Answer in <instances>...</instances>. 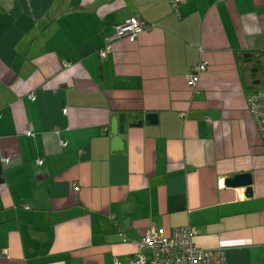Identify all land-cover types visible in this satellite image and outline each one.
<instances>
[{
  "label": "crops",
  "instance_id": "1",
  "mask_svg": "<svg viewBox=\"0 0 264 264\" xmlns=\"http://www.w3.org/2000/svg\"><path fill=\"white\" fill-rule=\"evenodd\" d=\"M172 1L0 0V264H130L152 225H192L226 264H264V144L247 109L264 0ZM132 16L149 27L101 57ZM245 51L263 55L256 70ZM138 112L157 121L132 125ZM239 172L250 197L218 186Z\"/></svg>",
  "mask_w": 264,
  "mask_h": 264
},
{
  "label": "built area",
  "instance_id": "2",
  "mask_svg": "<svg viewBox=\"0 0 264 264\" xmlns=\"http://www.w3.org/2000/svg\"><path fill=\"white\" fill-rule=\"evenodd\" d=\"M185 0H173L172 8ZM147 28V21L140 16H132L121 24L112 26L104 34L106 44L115 40L134 42L139 34ZM109 48L100 51V56L105 57ZM207 68L206 62L194 65L189 74V82L195 85L197 74ZM247 109L250 112L256 128L264 144V89L252 92L247 97ZM220 190L226 188L224 178L219 179ZM113 214H110L112 217ZM150 250L147 257L144 250ZM8 255L7 251L2 250ZM137 256L130 264H226L223 250L216 247L212 239L204 237L200 231L192 226L185 225L173 229L171 235H165L163 230L152 225L147 235L137 243Z\"/></svg>",
  "mask_w": 264,
  "mask_h": 264
},
{
  "label": "water",
  "instance_id": "3",
  "mask_svg": "<svg viewBox=\"0 0 264 264\" xmlns=\"http://www.w3.org/2000/svg\"><path fill=\"white\" fill-rule=\"evenodd\" d=\"M124 114H119L117 117H113L110 122V129L113 135L112 138V148L113 150L123 149V140L120 134L124 131ZM145 119L150 123H155L157 121V116L155 113H147ZM143 120L132 123V125H141ZM225 186L230 188H243L241 195L242 197H250L252 195V176L250 172H239L233 176H227L224 179Z\"/></svg>",
  "mask_w": 264,
  "mask_h": 264
},
{
  "label": "trees",
  "instance_id": "4",
  "mask_svg": "<svg viewBox=\"0 0 264 264\" xmlns=\"http://www.w3.org/2000/svg\"><path fill=\"white\" fill-rule=\"evenodd\" d=\"M149 27V24H147V28ZM238 58H241V60L239 61L241 63V65H246L247 63H250L252 61V59H255V64L254 68H252V71L256 70V62L259 56H263L262 54L258 55V52L256 51H245V52H240L239 54H237ZM193 67V66H192ZM258 72H253L252 73V87L249 88L250 93L258 91V90H262L264 89V60L259 61V65H258V69L256 70ZM243 70L241 71V73L243 74ZM243 78H245V76L243 75ZM125 117L127 118L128 116H126L127 114H124ZM146 114H142L140 112L138 113H133L132 116L135 117V120L140 121V119L145 118ZM109 129V128H108ZM110 130V129H109ZM108 130V131H109ZM6 255L2 253V250L0 251V257ZM8 256V255H6Z\"/></svg>",
  "mask_w": 264,
  "mask_h": 264
},
{
  "label": "rangeland",
  "instance_id": "5",
  "mask_svg": "<svg viewBox=\"0 0 264 264\" xmlns=\"http://www.w3.org/2000/svg\"><path fill=\"white\" fill-rule=\"evenodd\" d=\"M115 41H118V40H115ZM115 41H112L110 44H106V47H108V48L110 49V47L112 46V44H113Z\"/></svg>",
  "mask_w": 264,
  "mask_h": 264
}]
</instances>
